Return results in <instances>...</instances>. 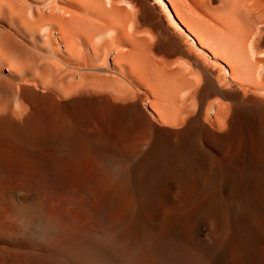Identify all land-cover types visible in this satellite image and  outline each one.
<instances>
[{
    "label": "bare ground",
    "instance_id": "1",
    "mask_svg": "<svg viewBox=\"0 0 264 264\" xmlns=\"http://www.w3.org/2000/svg\"><path fill=\"white\" fill-rule=\"evenodd\" d=\"M214 1L0 0V264H264V0Z\"/></svg>",
    "mask_w": 264,
    "mask_h": 264
},
{
    "label": "rangeland",
    "instance_id": "2",
    "mask_svg": "<svg viewBox=\"0 0 264 264\" xmlns=\"http://www.w3.org/2000/svg\"><path fill=\"white\" fill-rule=\"evenodd\" d=\"M55 1V0H54ZM106 2H108V0H106ZM214 3L215 4H218V2H217V0H215L214 1ZM106 6H107V4H106ZM155 7H156V5H154ZM31 10V7L29 6L28 7V9H27V11L28 12H30V10ZM2 20V21H1ZM14 23V24H13ZM130 23H131V21L129 20L128 21V24H127V26H129L130 25ZM2 24V25H1ZM12 24V25H11ZM5 26V27H4ZM13 26H15V22H14V20H13V18L11 17L10 18V16H4V14L3 13H1L0 12V28H4V29H10L11 31H15L13 28ZM47 25L45 24V25H42L41 27H39L38 29H37V32L35 31V30H32V32L31 31H29V32H26V31H24L25 33H28V35H24V37L26 36H28L27 37V40H30L29 41V43H30V45L31 46H33V47H35V44H36V46H37V49H39V47H40V49L38 50V51H40V50H42L43 49V52L45 51V53L47 54L48 52H52V50H50L51 48L50 47H52L53 45H54V42L52 41L53 40V36H52V33H49V28H48V31H47V34H49V36L48 35H46V31L45 30H47V27H46ZM144 26H146V25H144ZM130 27V26H129ZM45 28V29H44ZM40 29V30H39ZM108 31V30H107ZM107 31H106V34H107ZM110 31H111V29H110ZM108 32L109 34H111V32ZM39 32H41V33H39ZM34 34V35H33ZM39 34H40V36H39ZM108 35V34H107ZM48 39V42H47V40L45 39V37ZM25 37V38H26ZM40 37V38H39ZM43 37V38H42ZM35 38V39H34ZM51 40H50V39ZM38 41H37V40ZM42 39H43V41H42ZM35 40V41H34ZM50 40V41H49ZM42 43V44H41ZM44 43V44H43ZM53 44L52 46H51V44ZM50 46H49V45ZM46 45H48V46H46ZM43 47V48H42ZM50 48V49H49ZM35 49V48H34ZM45 49V50H44ZM49 49V50H48ZM47 51V52H46ZM40 53H41V51H40ZM50 54V56H51V54L52 53H49ZM13 56H15L14 54H13ZM24 86V85H23ZM14 95H16L17 96V93L16 92H14L13 93V95H12V98H13V104H14V106H15V102H16V97H14ZM14 100H15V102H14Z\"/></svg>",
    "mask_w": 264,
    "mask_h": 264
}]
</instances>
